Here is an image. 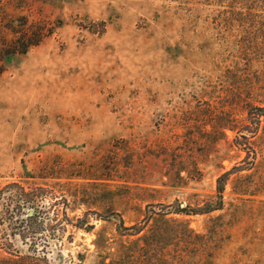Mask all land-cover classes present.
Listing matches in <instances>:
<instances>
[{"label":"rangeland","instance_id":"rangeland-1","mask_svg":"<svg viewBox=\"0 0 264 264\" xmlns=\"http://www.w3.org/2000/svg\"><path fill=\"white\" fill-rule=\"evenodd\" d=\"M11 183L0 264H264V0H0Z\"/></svg>","mask_w":264,"mask_h":264},{"label":"trees","instance_id":"trees-1","mask_svg":"<svg viewBox=\"0 0 264 264\" xmlns=\"http://www.w3.org/2000/svg\"><path fill=\"white\" fill-rule=\"evenodd\" d=\"M43 33V32H42ZM45 34V33H43ZM44 36V35H43ZM42 36V37H43ZM41 39H36L34 41H29V46L39 44ZM27 48H15V51H26ZM229 173H225L218 179V187L216 198L213 201L206 203L203 207L198 209H191L195 213L199 212H212L218 209L223 208L224 206V190H225V181ZM13 186L18 187L17 190L11 191L6 194L3 189L0 192V214L1 212L6 213L10 218H17V224L20 222V226L25 228H30V230L38 229L40 220L42 218V209L38 204L39 195L36 191L27 190L25 187L21 186L18 183H11L7 188ZM6 194V195H5ZM7 196V197H6ZM6 200L5 204H2V200ZM190 210L186 208L179 207L178 211Z\"/></svg>","mask_w":264,"mask_h":264}]
</instances>
